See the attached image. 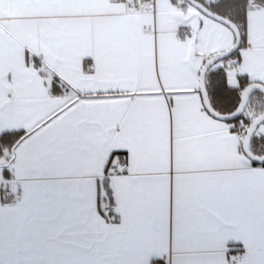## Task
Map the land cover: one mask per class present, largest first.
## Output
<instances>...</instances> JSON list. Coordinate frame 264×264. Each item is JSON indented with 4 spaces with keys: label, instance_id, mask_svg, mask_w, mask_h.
Segmentation results:
<instances>
[{
    "label": "snow or ice",
    "instance_id": "1",
    "mask_svg": "<svg viewBox=\"0 0 264 264\" xmlns=\"http://www.w3.org/2000/svg\"><path fill=\"white\" fill-rule=\"evenodd\" d=\"M0 264H264V0H0Z\"/></svg>",
    "mask_w": 264,
    "mask_h": 264
}]
</instances>
